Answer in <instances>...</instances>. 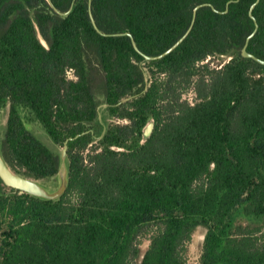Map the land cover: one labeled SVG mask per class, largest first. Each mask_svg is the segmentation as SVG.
<instances>
[{
	"label": "trees",
	"instance_id": "1",
	"mask_svg": "<svg viewBox=\"0 0 264 264\" xmlns=\"http://www.w3.org/2000/svg\"><path fill=\"white\" fill-rule=\"evenodd\" d=\"M227 1L0 0L6 164L53 179L64 140L93 131L68 141L58 198L0 189V264H191L193 242V264H264V65L241 54L255 0L199 8L175 49L144 57L185 32L196 4ZM252 14L246 50L264 59V0Z\"/></svg>",
	"mask_w": 264,
	"mask_h": 264
},
{
	"label": "water",
	"instance_id": "2",
	"mask_svg": "<svg viewBox=\"0 0 264 264\" xmlns=\"http://www.w3.org/2000/svg\"><path fill=\"white\" fill-rule=\"evenodd\" d=\"M236 1H238V0H228L225 3L224 9L220 10V11L215 9V7L209 2H202V3L196 4L192 9V15H191L190 23H189L187 29L185 30V32L170 47H168L166 50H164L160 54H157L154 56L144 55V57L146 59L160 58V57L166 55L167 53L171 52L173 49H175L185 39V37L190 32V30L194 24L195 18H196L197 10L199 8H201L203 6H209L214 11H218L220 13H225L228 10L229 4L232 2H236ZM258 1L259 0H255L253 3H251L249 10H248V14L254 22V29L246 37L244 44L242 46V49H241V54L244 57H249V58L257 61L258 63H261L262 65H264V59H261V58L257 57L256 55H254V54H252L246 50L248 41H249L250 37L255 33L257 26H258L256 19L252 14V10ZM88 13L90 15V19L92 21L94 28H96L98 30L97 25L95 24L94 18L92 16L90 1H89V5H88ZM115 34H120V33H115ZM127 35H129L130 38L132 39V44H133L134 48L138 52H140V50L138 49L137 45L135 44L131 34L127 33ZM41 42L44 46H46V43L42 38H41ZM25 125L28 129H30V127H31L30 124L25 123ZM151 128H152V121H150L147 124V126L144 130L143 135L145 138L149 135ZM79 135L80 134H76L73 137H68L65 139L63 146L60 149V161H59L57 174L53 179H51L53 184H52V182H48L46 185L43 182H41L40 180L31 179V178H28L26 176H23L19 173L12 171L10 169V167L4 161L1 153H0V179L2 180L4 185L11 187L13 189H16L20 192H25V193H28L30 195L40 197V198H44V199H56V198H58L65 191L66 185H67V180H68V167H67V163H66L67 142L69 140H72L73 138L79 136Z\"/></svg>",
	"mask_w": 264,
	"mask_h": 264
},
{
	"label": "rangeland",
	"instance_id": "3",
	"mask_svg": "<svg viewBox=\"0 0 264 264\" xmlns=\"http://www.w3.org/2000/svg\"><path fill=\"white\" fill-rule=\"evenodd\" d=\"M220 62H222V60L218 59V58H214V59L211 58L209 60V63H214V64H217V63H220ZM195 96H196L195 92H194V90L192 88L190 90L186 91L183 94V97L188 99V100H194ZM8 109H9L8 108V104H6L0 110V143H1L2 139H3L4 132H5V129H6V123H7L6 119H7ZM99 110H100L99 121H100L101 125H106L108 123L109 119H110V115L107 112V110L104 108L103 105H100ZM30 129L34 133L36 138L42 144H44L48 149H50V150H55L56 149L55 143L52 141L50 136L44 131V129L42 128V126H41V124L39 122L35 121L34 123H31ZM40 181L43 182L46 185H47L48 182H52V180L50 178L40 179ZM52 184H53V182H52ZM199 233L201 234V232H199ZM146 245H147V241H143L142 244L140 245V248L143 250L146 247ZM198 253H199V248L197 246V243H195V242L191 243L190 244V250L188 252V262L193 264L194 261L198 257Z\"/></svg>",
	"mask_w": 264,
	"mask_h": 264
},
{
	"label": "flooded vegetation",
	"instance_id": "4",
	"mask_svg": "<svg viewBox=\"0 0 264 264\" xmlns=\"http://www.w3.org/2000/svg\"><path fill=\"white\" fill-rule=\"evenodd\" d=\"M46 43V42H45ZM46 46H47V44H46ZM209 60V57L206 59V61H208ZM210 64V66H212V67H216V68H219L221 65L220 64H214V63H209ZM65 74H66V77L67 78H70V79H73V78H76V76H75V74H74V70L72 69V68H67L66 69V71H65ZM190 101H192V100H190ZM100 105H103L104 106V108L106 109V105L105 104H100ZM100 105L98 106V124L100 125V127L102 128V130H104L105 128H106V126L112 121V117H111V115H110V119H109V121H108V123L106 124V125H101V123H100V121H99V118H100V110H99V108H100ZM8 108H9V106H8ZM107 110V109H106ZM108 112V111H107ZM109 113V112H108ZM8 115V114H7ZM27 118H28V121L29 122H27L26 121V123H28V124H30L31 125V123H34L35 121L34 120H32V118L31 117H28L27 116ZM150 122V121H149ZM148 122V123H149ZM147 126V125H146ZM152 126H153V122H152ZM146 128V127H145ZM145 128H144V130H145ZM151 130H152V128H151ZM151 130H150V132H151ZM92 133L93 131H92V129H86V130H84V131H82V132H80V133H77V134H80V135H82V134H85V133ZM5 133V132H4ZM143 133H144V131H143ZM150 134V133H149ZM76 135V134H75ZM74 135V136H75ZM79 135V136H80ZM70 137H73V136H70ZM78 137V136H77ZM68 138V137H67ZM76 138V137H75ZM74 139V138H73ZM65 141V140H64ZM2 142V141H1ZM64 143V142H63ZM68 143V142H67ZM0 145H1V143H0ZM1 180V179H0ZM4 185V183L2 182V180L0 181V189H2L3 190V186ZM18 191V190H17Z\"/></svg>",
	"mask_w": 264,
	"mask_h": 264
}]
</instances>
